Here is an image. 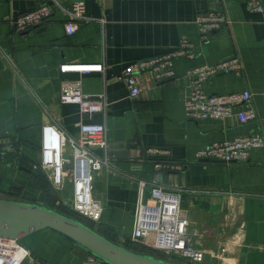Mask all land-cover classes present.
Masks as SVG:
<instances>
[{"label":"crops","instance_id":"1","mask_svg":"<svg viewBox=\"0 0 264 264\" xmlns=\"http://www.w3.org/2000/svg\"><path fill=\"white\" fill-rule=\"evenodd\" d=\"M77 1L84 2V18L72 15ZM42 4L53 6L50 16L16 31L14 19ZM262 6L253 11L246 0H0V152L32 165L40 159L44 124L55 121L74 137L80 121L104 124L108 148L93 149L110 161L94 181V195L104 207L95 226L99 232L120 244L132 241L140 180L158 177L168 188L198 190L185 192L182 206L194 243L205 250L202 264H264V146L251 149L244 163L196 159L199 149L216 141L252 133L264 137V0ZM218 10L231 23L203 42L196 19ZM70 21L79 24L73 34L66 30ZM182 39L194 45L195 56L174 59L173 79L153 84L148 73L141 74L150 88L131 97L119 78L123 69L177 50ZM234 56L241 58L242 71L219 73L204 89L211 94L249 89L256 118L246 123L235 115L188 118L186 72ZM62 62L103 63L105 70L63 72ZM64 80H81L92 96L104 94L105 110L82 115L78 104L61 102ZM148 146L167 148L169 160L184 169L158 172L146 157ZM26 168L0 164V195L46 202L43 187ZM69 199L61 195L57 203ZM22 243L30 251L23 264L87 262L80 246L50 229L35 231Z\"/></svg>","mask_w":264,"mask_h":264},{"label":"built area","instance_id":"2","mask_svg":"<svg viewBox=\"0 0 264 264\" xmlns=\"http://www.w3.org/2000/svg\"><path fill=\"white\" fill-rule=\"evenodd\" d=\"M253 11L263 10L262 0H246ZM53 12V6L42 4L36 9L17 16L14 19L16 31L24 32L41 24ZM74 18H84V2L77 1L72 12ZM203 42L210 40L212 32L229 26L230 18L222 10L199 14L196 19ZM79 27L76 21L66 24L68 34H73ZM194 45L187 39L181 40L177 50L139 59L127 65L120 79L124 80L135 98L149 85L142 82L141 74L148 73L153 84L175 78L174 59L180 55L194 57ZM243 63L239 56L221 60L215 64H202L190 68L185 79L189 92L185 99L186 116L193 120L221 119L237 116L241 123L256 118L253 106V94L249 89L223 94H211L205 91L204 83L219 73L242 71ZM59 68L63 72L86 73L104 71L103 63L62 62ZM64 103H76L82 115H92L105 110V95L92 96L82 89L81 80H64L60 92ZM79 136L68 135L55 121L43 126V137L39 161L32 164L35 170L44 171L53 187L63 191L73 188L72 201H65L68 207L99 223L103 203L94 195L96 174L104 166H109L108 155L99 156L94 147L108 148L106 127L101 123H78ZM264 137L260 133L237 136L233 139L216 141L201 148L196 159H215L225 163H244L249 161L253 148L263 147ZM2 153L5 151H1ZM0 152V153H1ZM146 157L151 158L158 172L182 171L184 164L169 160V150L163 147L148 146ZM5 157L3 158V160ZM16 164L20 160L16 158ZM149 185V189L146 188ZM188 188H168L158 177L153 181L140 180V194L135 210V223L132 241L146 240L154 248L168 256L186 258L189 262L202 264L205 250L196 245L189 230V216L183 208L185 192H197ZM30 255L29 249L20 241L0 238V264H23Z\"/></svg>","mask_w":264,"mask_h":264},{"label":"water","instance_id":"3","mask_svg":"<svg viewBox=\"0 0 264 264\" xmlns=\"http://www.w3.org/2000/svg\"><path fill=\"white\" fill-rule=\"evenodd\" d=\"M42 229L53 230L80 246L87 254L85 264H178L120 244L59 208L0 196V238L21 241Z\"/></svg>","mask_w":264,"mask_h":264},{"label":"trees","instance_id":"4","mask_svg":"<svg viewBox=\"0 0 264 264\" xmlns=\"http://www.w3.org/2000/svg\"><path fill=\"white\" fill-rule=\"evenodd\" d=\"M5 154H3L2 152L0 153L2 156H0V164L2 165H8V164H16L15 160V155L8 153V152H4ZM5 157V159L3 160V158ZM19 164H22L24 167L29 168L30 170H32L34 177L36 178V180L41 184V186L44 189V192L46 193V195L48 196V200L45 202H42L43 204L50 206V207H55V208H59L60 210L67 212L73 216H75L76 218L80 219L81 221H83L84 223L88 224L91 227L96 226V224L94 223V221H92L89 218H86L84 216H82L81 214L71 210L68 205L62 203H57V201H60V197L61 195H63L64 191H59L56 190L51 181L49 180L48 176L46 175V173L42 170H35L33 168L32 165H28L25 164V161L22 160L20 161ZM62 193V194H61ZM0 196H5V197H12L11 193H6ZM59 199V200H58ZM61 202V201H60ZM22 243V240H21ZM133 249H136L138 251L144 252V253H148L151 255H155L158 257H161L163 259L166 260H170V261H175L176 260H182V258H179L177 256H168L166 253L161 252L157 249L154 248L153 244L149 243V242H138V241H127V243L125 244ZM189 264H195L190 262Z\"/></svg>","mask_w":264,"mask_h":264},{"label":"rangeland","instance_id":"5","mask_svg":"<svg viewBox=\"0 0 264 264\" xmlns=\"http://www.w3.org/2000/svg\"><path fill=\"white\" fill-rule=\"evenodd\" d=\"M69 187V186H68ZM68 187L67 188H65L63 191V198H66V197H71L72 196V194H70L68 191H67V189H68ZM70 188V187H69ZM68 192V194H65V193H67ZM66 195H68V196H66ZM71 199H69V203H71ZM177 262L176 263H178V264H189L190 262H189V260L188 259H186V258H182V260H176ZM175 262V261H174Z\"/></svg>","mask_w":264,"mask_h":264}]
</instances>
